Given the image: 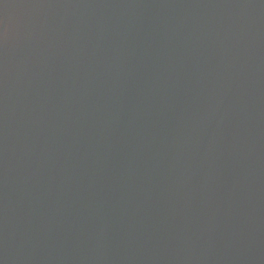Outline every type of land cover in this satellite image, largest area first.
Segmentation results:
<instances>
[{
    "label": "water",
    "instance_id": "water-1",
    "mask_svg": "<svg viewBox=\"0 0 264 264\" xmlns=\"http://www.w3.org/2000/svg\"><path fill=\"white\" fill-rule=\"evenodd\" d=\"M0 264H264V0H0Z\"/></svg>",
    "mask_w": 264,
    "mask_h": 264
}]
</instances>
